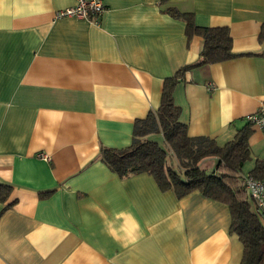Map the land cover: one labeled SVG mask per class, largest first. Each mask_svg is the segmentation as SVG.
Masks as SVG:
<instances>
[{
  "label": "crops",
  "instance_id": "obj_1",
  "mask_svg": "<svg viewBox=\"0 0 264 264\" xmlns=\"http://www.w3.org/2000/svg\"><path fill=\"white\" fill-rule=\"evenodd\" d=\"M159 1L103 0L96 25L54 16L74 0H0V264H240L225 203L98 157L127 146L164 79L199 60L202 36ZM168 3L229 30L238 55L187 69L173 91L188 135L224 145L264 99V0ZM249 130L241 169L254 176L264 130Z\"/></svg>",
  "mask_w": 264,
  "mask_h": 264
},
{
  "label": "trees",
  "instance_id": "obj_2",
  "mask_svg": "<svg viewBox=\"0 0 264 264\" xmlns=\"http://www.w3.org/2000/svg\"><path fill=\"white\" fill-rule=\"evenodd\" d=\"M163 11L186 22L189 34L197 33L203 42L198 62L181 67L164 79L160 103L146 117L136 119L131 142L125 147L100 148L98 157L119 177L147 173L162 191H172L177 198L198 191L203 196L225 203L231 216L230 232L243 246L240 264H264V224L252 210L244 185L243 163L250 158L247 143L249 123L238 129L233 139L218 145L208 136H190L186 124L179 119L180 108L174 102L173 91L184 72L195 66L218 62L238 54L232 51V39L227 27H200L192 13L182 12L160 0ZM264 41V27L259 33ZM159 134V139L154 135ZM215 158V167L207 170L202 162ZM254 176L264 178V162L258 161ZM7 187L1 185L3 198Z\"/></svg>",
  "mask_w": 264,
  "mask_h": 264
},
{
  "label": "built area",
  "instance_id": "obj_3",
  "mask_svg": "<svg viewBox=\"0 0 264 264\" xmlns=\"http://www.w3.org/2000/svg\"><path fill=\"white\" fill-rule=\"evenodd\" d=\"M105 11L103 0H74L68 7L55 11V17H78L94 24H99ZM246 121L253 126L264 130V99H261L257 109L246 115ZM244 185L250 197L251 208L264 224V178L247 174Z\"/></svg>",
  "mask_w": 264,
  "mask_h": 264
},
{
  "label": "rangeland",
  "instance_id": "obj_4",
  "mask_svg": "<svg viewBox=\"0 0 264 264\" xmlns=\"http://www.w3.org/2000/svg\"><path fill=\"white\" fill-rule=\"evenodd\" d=\"M159 134H157V135H154V137L156 138V139H159V136H158ZM206 161H208L207 159H205L203 162H202V167H204V168H206L207 170H210L209 169V166H208V162H206Z\"/></svg>",
  "mask_w": 264,
  "mask_h": 264
}]
</instances>
